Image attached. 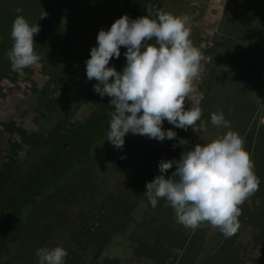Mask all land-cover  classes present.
Here are the masks:
<instances>
[{
  "label": "rangeland",
  "instance_id": "rangeland-1",
  "mask_svg": "<svg viewBox=\"0 0 264 264\" xmlns=\"http://www.w3.org/2000/svg\"><path fill=\"white\" fill-rule=\"evenodd\" d=\"M136 1L99 0V30L117 19L119 4ZM12 2L0 0V4ZM31 2L67 4V0ZM162 3L165 12L189 18L186 24L189 39L202 54L199 74L192 82L195 91L184 101L186 109L201 110L195 129L174 128L164 121V129L177 133L174 140L157 141L129 133L122 149L114 148L105 139L96 146L90 165L76 171L35 204L28 216L27 232L4 264H38L36 250L55 246L67 250L65 264H184L188 256L191 264H264L262 189L239 206V228L229 238L207 223L195 230L185 228L176 222L174 210L166 200L159 199L156 207H152L144 194L146 182L159 174L161 159H179L182 151L203 142L200 137L207 141L229 130L242 138L255 174L264 183V135L253 145L254 136L264 127V0H162ZM88 6L94 11L96 4ZM109 9L111 14L106 13ZM126 11L123 8L120 15ZM76 31L74 35L67 33V37H72L71 44L83 58L75 63L66 57L64 64L69 77L64 90L51 96L54 87L34 64L25 82L12 83L7 86L8 91L4 90L5 94L0 93V172L7 166L11 169L7 179V173L0 176V206L47 150L45 141L50 130L55 128V133L64 134V130L83 124L99 109L87 93L95 80L86 77L84 88L75 90L73 98L68 92L75 86L76 78L86 75L85 60L96 45L98 34L91 35L86 26ZM0 50L4 51L2 45ZM116 60H110L114 66ZM209 69L213 78L208 99L211 103L206 107L205 90L209 87H202L208 83L204 73ZM50 99L52 103L45 106ZM220 111L225 119L229 117V129L211 124V114ZM11 128L41 136L43 141L32 149ZM181 138L187 141L183 146L178 143ZM174 170L175 166L166 175Z\"/></svg>",
  "mask_w": 264,
  "mask_h": 264
},
{
  "label": "clouds",
  "instance_id": "clouds-1",
  "mask_svg": "<svg viewBox=\"0 0 264 264\" xmlns=\"http://www.w3.org/2000/svg\"><path fill=\"white\" fill-rule=\"evenodd\" d=\"M46 15L43 12L38 18ZM188 19L149 8L135 19L123 14L107 30L98 31L85 70L87 80L96 81L93 91L101 98H111L114 111L109 113L106 140L114 148L122 149L129 133L174 140L177 133L164 129V121L174 128L195 129L201 110L186 109L184 101L195 91L192 82L199 74L202 54L189 39ZM39 31L38 23L30 24L19 15L14 19L13 43L7 52L14 71L39 61L34 50ZM122 46L126 48L125 64L118 71L109 62L120 57ZM210 120L218 129L230 128L222 111L211 114ZM200 138L203 142L182 151L179 159H161L159 174L146 182L144 194L152 207L159 199L166 200L176 222L185 228L195 230L207 223L229 238L239 228V206L258 190L260 179L238 133L229 130L211 140ZM178 143L183 146L187 141L181 138ZM173 166L175 170L166 175ZM36 255L38 264H65L68 253L55 246L38 248Z\"/></svg>",
  "mask_w": 264,
  "mask_h": 264
},
{
  "label": "trees",
  "instance_id": "trees-1",
  "mask_svg": "<svg viewBox=\"0 0 264 264\" xmlns=\"http://www.w3.org/2000/svg\"><path fill=\"white\" fill-rule=\"evenodd\" d=\"M12 1L11 4H0V46L2 45L5 51L0 50V93L5 94L4 90L8 91L7 86L12 83L25 82L30 73L31 66L14 71L7 56L13 43L10 36L12 24L19 15L23 16L30 24L38 23L40 25L39 33L34 36L36 42L34 50L40 57L35 65H38L40 70L46 74L49 84L54 87L51 90V96H55L59 90H64L63 85L69 77L65 68L66 64H64L66 57L72 58L75 63L80 62L83 58L82 54L78 52V48L76 49L71 44L72 37H67V33L76 34V30L80 26H86L87 30L92 32L91 35L98 33L99 0H67V4H31V0ZM137 1L136 4H119L118 12L115 11L117 18L121 16L120 12L123 8L127 9L125 14H130L132 19L147 14L149 8L153 11H164L162 0H142L140 4H137ZM69 2L71 3L68 4ZM93 3L96 4L94 11L88 6ZM17 9H21V12L18 13ZM96 9L98 10L96 11ZM108 11L106 13L111 14V9ZM43 12L47 13L46 18L39 19V15ZM101 27L105 30L109 28ZM61 37L64 38L61 39ZM120 51L121 55L115 61V66L112 61L109 62V66H114L118 71L122 70L125 64L124 52L126 48L122 46ZM85 79L86 75L73 81L75 86L68 91L70 98H73L74 91L79 87L80 89L84 88L82 86L86 82ZM93 85L87 89V93L91 95L99 108L96 113L79 126L66 130L63 128L64 134L55 133V128L50 130L45 141L47 150L41 154L38 163L32 164L30 169L24 173V179L18 180L21 182L19 186L10 190L6 202L0 206V220L3 222L0 225V264H4L12 254L16 243L27 232L28 216L35 204L58 189L76 171L90 165L96 154V146L107 138L109 113L114 111V108L109 104L111 98L108 96L101 98L93 91ZM49 103H52V99L45 103V106ZM184 107L186 108L185 105ZM11 129L19 133L23 141L27 142L32 149H36L43 141L41 136L29 135L19 128ZM262 131L257 132L254 136V146L264 135V131L263 133ZM246 143L251 145L250 141ZM251 148L253 149V147ZM10 170L8 166L3 168L0 176L7 173V179ZM261 189L264 191L262 182H260L258 190L261 191ZM191 261L188 256L184 264H191Z\"/></svg>",
  "mask_w": 264,
  "mask_h": 264
},
{
  "label": "crops",
  "instance_id": "crops-1",
  "mask_svg": "<svg viewBox=\"0 0 264 264\" xmlns=\"http://www.w3.org/2000/svg\"><path fill=\"white\" fill-rule=\"evenodd\" d=\"M196 44V43H195ZM194 45V44H193ZM238 66H240V65H238ZM208 74V75H207ZM204 77H206L207 78V81H208V83L206 84V85H204L202 88H207V86L209 87L207 90H205L206 91V93H205V101H206V104H205V106L207 107L208 106V104H210L211 102L208 100V99H210V93H209V90H210V88H211V81H212V78H213V71L211 70V69H209L207 72H205L204 73ZM237 81H238V77H237V80L235 79L234 80V82L237 84ZM248 82V81H247ZM210 83V84H209ZM240 83V82H239ZM226 119L228 120L229 119V117H226ZM264 131V127H261V129H260V131ZM263 131H262V133H263Z\"/></svg>",
  "mask_w": 264,
  "mask_h": 264
}]
</instances>
